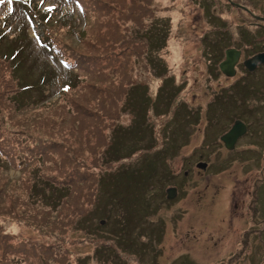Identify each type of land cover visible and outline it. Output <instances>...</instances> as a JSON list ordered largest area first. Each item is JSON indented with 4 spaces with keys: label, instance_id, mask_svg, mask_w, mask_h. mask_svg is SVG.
I'll list each match as a JSON object with an SVG mask.
<instances>
[{
    "label": "rangeland",
    "instance_id": "1",
    "mask_svg": "<svg viewBox=\"0 0 264 264\" xmlns=\"http://www.w3.org/2000/svg\"><path fill=\"white\" fill-rule=\"evenodd\" d=\"M14 2L0 49L28 22L17 71L39 86L15 95L0 56V264H264V116L237 106L264 100L224 93L205 48L253 20L226 0ZM222 95L252 126L232 151L203 142L230 123Z\"/></svg>",
    "mask_w": 264,
    "mask_h": 264
},
{
    "label": "flooded vegetation",
    "instance_id": "2",
    "mask_svg": "<svg viewBox=\"0 0 264 264\" xmlns=\"http://www.w3.org/2000/svg\"><path fill=\"white\" fill-rule=\"evenodd\" d=\"M226 1L230 6H233L234 8L238 9L241 13L245 12L246 15H248L253 20V22L249 23V26L253 25V28L255 29L253 34L249 32V29L247 33L243 31L242 25L240 26L241 29L238 32V34H241L240 31L242 30V33L246 35V42L245 40L243 42L241 40L240 41L242 43H245V46L247 44H249V46H252L251 47L252 50H248L247 47L242 48V45H243L242 43L229 46L228 45L229 41L227 40V43L225 42L226 39L224 38V35H222L223 33L218 32L217 35H215L213 38L209 37L208 40H206L205 42V48L208 52L207 67L210 68L211 74L213 73L211 77H213L214 80H216L217 84L227 83V85H225L223 88H220L223 90L224 93L230 90L232 96L235 95L234 93H236L237 95L241 96V98L246 97V95H248L249 93H252V97H251L252 101L255 100V98L257 97L258 98L260 97V99L263 102L264 93L258 94V91L264 89V21L261 20L264 18V15L255 14L254 12H252L249 8L243 5L245 4L244 0H235L234 2L232 0L230 1L226 0ZM251 2L259 4V0H251ZM260 2L262 4L264 3V0H260ZM257 35L260 36L259 39L255 38V36ZM226 44H227V47L224 48V45ZM227 49H234L239 52L238 54L239 58L237 60V63L234 65L233 75H229L226 72L221 70V65L226 60L225 54H226ZM259 54L263 55L262 60L258 61L256 64L255 63L249 64V66L253 67V69L250 70L248 66L245 64V62L251 59L253 56L259 55ZM239 71H243L244 74L242 76L240 75L238 76ZM229 80H231V83H228ZM210 83H211V80L209 78L206 88L210 87ZM225 98L226 97L222 95L212 104V106H209L208 109L211 111V113L212 111L220 112L222 110L221 108L216 107L214 105H217L223 102ZM228 100L232 103L230 99ZM244 105L245 103L243 101L241 100L237 101V106L240 107V113L245 110L248 114H251V113L255 114L256 112H258L264 116V103L258 106L259 110L256 108V106L254 107L253 105H248L247 100H246L245 107ZM230 112L231 111L229 110H223L220 113H222L225 117L229 118L228 116ZM212 116H213V113H212ZM237 118L238 117L229 118L230 123L228 126L225 127L226 129L224 132H222L219 136H215L214 138H212L210 142L206 141V137H204L203 142L205 143L217 142V144L221 143L222 147L225 149L224 143L220 140V138L223 134H225L226 132L230 130V128L234 125L235 121H242L241 119H237ZM243 123L246 126V131L242 136H240L236 140L234 148L236 147V144L239 142V140L242 139L244 136H246V134H248L252 130V126L249 125V122H243ZM212 124L217 125L216 121L215 123L212 122ZM260 124H262L263 128L260 127L259 129L260 131L264 132V122H261ZM217 126L219 127V130H220L223 125L221 126L217 125ZM227 151H232V150H227ZM198 163H203V162L199 161L196 163V165Z\"/></svg>",
    "mask_w": 264,
    "mask_h": 264
},
{
    "label": "trees",
    "instance_id": "3",
    "mask_svg": "<svg viewBox=\"0 0 264 264\" xmlns=\"http://www.w3.org/2000/svg\"><path fill=\"white\" fill-rule=\"evenodd\" d=\"M28 16H29V19H33L35 15L31 14V15H28ZM44 18H46V15H44ZM21 20L22 19H20V21ZM3 27H4V25H3ZM27 27H28V22L23 20V26L21 27L20 34L15 36V37H12L14 39H11L9 41V42H14L15 41L16 46L15 47L10 46V47H7L5 49H0V56H5V60L2 59V58H0V60H4V61H8L9 62L10 77L13 78V81H15V84H16V87H17L15 95H24L26 97H29V95L31 94L33 89L37 88L39 85H38V83L34 84L33 82L22 78L21 75H19V73L17 71L18 70V68H17L18 67V59L22 56V52H23V49H24V47L22 45V40H25V41L29 40L28 33H27ZM1 31L2 32H0V34H2L3 36L2 35L0 36V43L8 41V39L4 37V35L6 33H4L3 30H1ZM42 50L45 51L44 48H42ZM9 57L12 58V59L9 60ZM6 59H8V60H6ZM60 60H61L60 56L57 57V58L55 57V61L59 62ZM61 62H63L66 65L64 60H62ZM71 77L67 80V82L64 83V86H63L61 92H66L67 90H63L65 88H69L70 89L71 83L73 82V78H71ZM40 78H42V83L46 82L47 79H48L46 77V75L43 74V73H42ZM158 155H159V153H158ZM161 177H163V176L161 175ZM59 193L61 194V196L63 195L61 192H59Z\"/></svg>",
    "mask_w": 264,
    "mask_h": 264
},
{
    "label": "water",
    "instance_id": "4",
    "mask_svg": "<svg viewBox=\"0 0 264 264\" xmlns=\"http://www.w3.org/2000/svg\"><path fill=\"white\" fill-rule=\"evenodd\" d=\"M230 1V0H229ZM264 21V18L261 19ZM239 52L234 49H227L226 50V60L221 65V70L226 72L229 75L234 74V65L237 63V60L239 58L238 56ZM263 58L262 54L255 55L251 59L245 62V64L248 66L250 70L253 69V67L249 66V64L257 63L258 61H261ZM246 131V126L241 121H235L234 125L230 128L228 132L223 134L220 138V140L224 143V147L227 150H233L236 140L242 136ZM197 167L200 169H205L206 164L205 163H198ZM176 195V188L175 187H169L166 189V196L167 199H172Z\"/></svg>",
    "mask_w": 264,
    "mask_h": 264
},
{
    "label": "clouds",
    "instance_id": "5",
    "mask_svg": "<svg viewBox=\"0 0 264 264\" xmlns=\"http://www.w3.org/2000/svg\"><path fill=\"white\" fill-rule=\"evenodd\" d=\"M197 166V165H196Z\"/></svg>",
    "mask_w": 264,
    "mask_h": 264
}]
</instances>
